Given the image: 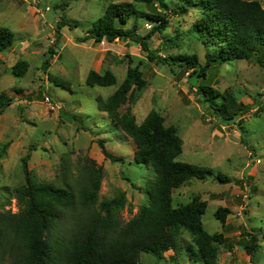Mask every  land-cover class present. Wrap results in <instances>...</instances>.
<instances>
[{"label":"rangeland","instance_id":"374dc122","mask_svg":"<svg viewBox=\"0 0 264 264\" xmlns=\"http://www.w3.org/2000/svg\"><path fill=\"white\" fill-rule=\"evenodd\" d=\"M162 1L168 6L164 15L170 23L152 42V52L158 58L197 54L201 65H206L213 50L194 33L201 13L188 7L186 0H0V28L14 34L13 45L0 50V95H6L5 103L10 101L0 115V151L6 150L0 159V211L19 210L14 194L15 188L26 184L22 158L28 154V168L41 183L60 184L63 162L77 174L85 159L96 161L104 170L99 203L124 192L128 202L122 212L125 222L148 204L147 193L156 179L154 169L136 162L135 142L113 128L96 103V97L115 93L129 67H139L147 85L121 111L130 110L139 125L152 111L158 112L165 125L174 126L183 140L178 160L210 168L214 173L206 180L192 179L176 189L173 206L187 204L196 195L208 202L204 227L209 234H223L226 239V244L219 247L218 264H264V62L254 57L215 64L206 80L191 81L190 70L151 61L147 52L130 40L117 39L105 46L84 40L111 4L131 3L137 11L163 14ZM258 1L264 6V0ZM63 16L76 28H62L57 41L56 31ZM154 25L135 16L126 28L136 26L137 33L146 36ZM166 39L172 42H163ZM50 48L55 50L53 56ZM49 57L50 67L45 70ZM20 61L29 64L24 76L12 70ZM92 70L100 74L111 71L116 85L89 87L86 80ZM54 78L69 83L70 89L55 85ZM203 83L220 93H232L250 109L234 123H224L194 89ZM100 140L105 141L109 154L125 161L112 162L99 146ZM219 173L228 176L230 182H218L215 176ZM219 208L231 211L225 224L214 216ZM246 232L256 236L252 257L245 250L244 244L249 241ZM181 239L186 243L192 240L186 231ZM165 256L160 263L193 264L184 249L177 259L172 251ZM141 261L159 262L149 254H142Z\"/></svg>","mask_w":264,"mask_h":264},{"label":"trees","instance_id":"16d2710c","mask_svg":"<svg viewBox=\"0 0 264 264\" xmlns=\"http://www.w3.org/2000/svg\"><path fill=\"white\" fill-rule=\"evenodd\" d=\"M151 2L152 0H143ZM188 7L198 9L201 19L195 24L194 33L203 44L213 50L207 64L202 66L197 54L171 55L158 58L152 52V42L168 28L165 12L168 6L161 2L162 13L147 14L137 11L131 3L111 4L104 16L93 23L88 36L98 45L105 40H130L147 52L148 58L161 64L177 65L191 71L189 80H206L208 71L215 64L254 57L264 62V6L258 0H186ZM66 6V5H65ZM185 9H183L184 11ZM146 18L154 25L146 36L137 33V27L127 29L131 18ZM64 27L76 28V24L63 16L57 27L60 41ZM14 34L0 28V50L11 47ZM165 43L171 39L163 40ZM51 56L55 50L50 48ZM50 58L44 69L50 67ZM29 64L20 61L13 73L24 76ZM55 85L70 89L69 83L58 78ZM86 83L89 87H110L117 83L111 71L104 74L90 71ZM147 85L139 67H129L126 78L111 96L96 97L100 112L106 113L112 127L127 134L136 144V162L151 166L156 179L148 191V204L142 205L127 222L122 212L127 206L124 192L99 203V193L104 177L103 167L92 159H85L77 174L69 163H62L60 184L41 183L29 170L30 154L22 158V171L26 184L15 188L18 212L0 211V264H143L142 254H149L163 264L165 253L183 255L193 264H218L219 247L226 244L223 234H209L203 223L208 202L196 195L187 204L173 206V193L192 179L206 180L213 175L210 168L179 161L183 153V140L174 126H166L164 118L152 111L143 124H138L130 110L122 112L135 94ZM194 86V85H193ZM194 89L208 107L224 123L235 120L250 109L239 103L232 93H220L210 84H197ZM264 97V93L261 95ZM6 95H0V115L10 105ZM244 140V139H242ZM103 153L114 163L124 162L107 152L105 141H98ZM0 151V159L5 155ZM75 178L72 179V177ZM215 179L228 184L230 178L217 174ZM228 208H219L215 218L225 224ZM192 240L181 239L182 232ZM245 250L253 256L256 236L249 232ZM173 264H176L173 263Z\"/></svg>","mask_w":264,"mask_h":264},{"label":"built area","instance_id":"2783aa9c","mask_svg":"<svg viewBox=\"0 0 264 264\" xmlns=\"http://www.w3.org/2000/svg\"><path fill=\"white\" fill-rule=\"evenodd\" d=\"M105 44H108V42L105 41V40L101 41V43H100L101 46H105ZM46 102H47V103H48V102L50 103V98H49V97H46Z\"/></svg>","mask_w":264,"mask_h":264}]
</instances>
